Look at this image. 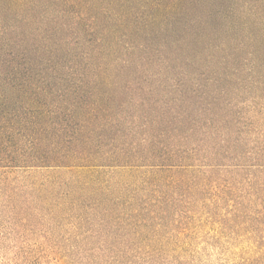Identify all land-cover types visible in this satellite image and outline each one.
I'll return each instance as SVG.
<instances>
[{
    "label": "trees",
    "instance_id": "16d2710c",
    "mask_svg": "<svg viewBox=\"0 0 264 264\" xmlns=\"http://www.w3.org/2000/svg\"><path fill=\"white\" fill-rule=\"evenodd\" d=\"M3 169L66 175L62 215L110 264L167 251L220 174L264 202V0H0Z\"/></svg>",
    "mask_w": 264,
    "mask_h": 264
},
{
    "label": "rangeland",
    "instance_id": "374dc122",
    "mask_svg": "<svg viewBox=\"0 0 264 264\" xmlns=\"http://www.w3.org/2000/svg\"><path fill=\"white\" fill-rule=\"evenodd\" d=\"M56 172L0 170V264H110L106 255L115 250L88 237L93 226L62 215V191L51 181L67 176ZM251 173L220 174L236 181L233 191L218 192L219 180L191 212L172 208L161 223L167 251L125 249L123 264H264V202L249 186Z\"/></svg>",
    "mask_w": 264,
    "mask_h": 264
}]
</instances>
